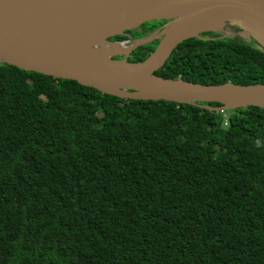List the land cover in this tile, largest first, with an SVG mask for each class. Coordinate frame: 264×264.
<instances>
[{
    "label": "trees",
    "instance_id": "trees-1",
    "mask_svg": "<svg viewBox=\"0 0 264 264\" xmlns=\"http://www.w3.org/2000/svg\"><path fill=\"white\" fill-rule=\"evenodd\" d=\"M201 37L155 74L264 83L254 40ZM209 106L221 103L124 99L1 62L0 264H264V108Z\"/></svg>",
    "mask_w": 264,
    "mask_h": 264
},
{
    "label": "water",
    "instance_id": "water-1",
    "mask_svg": "<svg viewBox=\"0 0 264 264\" xmlns=\"http://www.w3.org/2000/svg\"><path fill=\"white\" fill-rule=\"evenodd\" d=\"M144 10L139 16L135 13ZM134 25L103 37V43L144 23L167 21L158 33L140 39L130 48L158 40L154 51L140 61L112 58L120 68H97L73 57V47L109 27L123 14ZM138 16V18H137ZM223 28L205 29L211 21ZM205 32L254 40L264 50V0H0V61L58 79L74 80L101 93L124 99L166 100L199 104L218 102L216 110L259 106L264 108V83L203 84L155 74L173 50ZM116 43V42H115ZM104 48V47H103ZM110 49V48H109Z\"/></svg>",
    "mask_w": 264,
    "mask_h": 264
},
{
    "label": "bare ground",
    "instance_id": "bare-ground-1",
    "mask_svg": "<svg viewBox=\"0 0 264 264\" xmlns=\"http://www.w3.org/2000/svg\"><path fill=\"white\" fill-rule=\"evenodd\" d=\"M138 14L141 16L144 14V10L140 9L137 13L134 14V16ZM121 18L118 20V18L113 22L109 24V27L101 32L96 33L95 35L89 36L85 39H83L77 44H75L73 47H71L72 53L74 54V58H79V61H84L85 63L97 67V68H120L123 65H117L115 63H111L109 61V56L114 54V50H117L119 53H125L128 52L129 48L125 47L124 44L120 45H110L107 42L103 43V37L107 34L117 32L121 28H125L130 25H134L135 20L132 19V14H123L120 16ZM138 18V16H137ZM223 21L221 20H215L211 21L210 23L205 25V29H220L222 31L223 29ZM104 47V48H103ZM108 47H112L110 52ZM99 48L100 51H104L105 53H98L95 49ZM107 48V50H106ZM114 49V50H113ZM98 50V51H99ZM97 52V53H96Z\"/></svg>",
    "mask_w": 264,
    "mask_h": 264
},
{
    "label": "built area",
    "instance_id": "built-area-1",
    "mask_svg": "<svg viewBox=\"0 0 264 264\" xmlns=\"http://www.w3.org/2000/svg\"><path fill=\"white\" fill-rule=\"evenodd\" d=\"M116 42V43H115ZM136 43V41H131V40H125V41H120V42H118V41H110V40H108V44H110V45H113V46H115V45H120V44H124V46L125 47H127V48H129V50H128V52H123V53H119V52H117V50H114L113 52H115V54H114V56H116V55H120V56H122L123 57V55L124 54H126V57L128 56L129 57V55H130V53L131 52H129L130 51V48H132V46L134 45ZM111 49V48H110ZM127 57V58H128ZM112 58H113V56H112ZM116 58V57H115ZM118 58V57H117Z\"/></svg>",
    "mask_w": 264,
    "mask_h": 264
},
{
    "label": "rangeland",
    "instance_id": "rangeland-1",
    "mask_svg": "<svg viewBox=\"0 0 264 264\" xmlns=\"http://www.w3.org/2000/svg\"><path fill=\"white\" fill-rule=\"evenodd\" d=\"M165 22H167V21H165ZM138 28H139V27H138ZM135 30H136V29H135ZM223 30L226 31V30H228V29H227V28H224ZM223 30H222V31H223ZM125 32H126V31H125ZM125 32H124V33H125ZM229 32H231V31H229ZM110 41H111V40H110ZM109 48H112V47H108V49H109ZM95 50H96L99 54H100V53H105L104 51H100L99 48H96ZM98 50H99V51H98ZM106 50H107V48H106ZM110 50H111V49H109V52H110ZM97 52H96V53H97ZM114 54H115V53H114ZM115 57H116V58L118 57L119 59H123V58H124V57H122V56H120V55L113 56V58H115ZM0 63H1V61H0Z\"/></svg>",
    "mask_w": 264,
    "mask_h": 264
}]
</instances>
